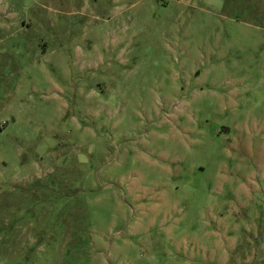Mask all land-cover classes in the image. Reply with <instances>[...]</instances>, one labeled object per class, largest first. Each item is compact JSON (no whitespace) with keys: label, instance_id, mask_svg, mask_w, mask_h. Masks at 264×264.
<instances>
[{"label":"rangeland","instance_id":"obj_1","mask_svg":"<svg viewBox=\"0 0 264 264\" xmlns=\"http://www.w3.org/2000/svg\"><path fill=\"white\" fill-rule=\"evenodd\" d=\"M0 264H264V0H0Z\"/></svg>","mask_w":264,"mask_h":264}]
</instances>
